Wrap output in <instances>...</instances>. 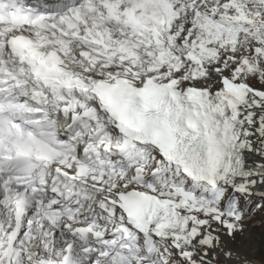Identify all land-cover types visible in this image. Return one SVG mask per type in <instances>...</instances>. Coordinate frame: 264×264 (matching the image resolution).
I'll return each instance as SVG.
<instances>
[{"label": "snow or ice", "instance_id": "1", "mask_svg": "<svg viewBox=\"0 0 264 264\" xmlns=\"http://www.w3.org/2000/svg\"><path fill=\"white\" fill-rule=\"evenodd\" d=\"M0 264H264V0H0Z\"/></svg>", "mask_w": 264, "mask_h": 264}]
</instances>
